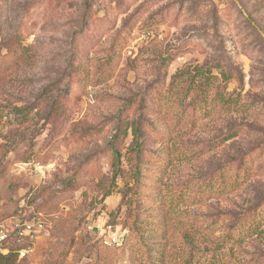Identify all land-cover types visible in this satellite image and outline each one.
I'll use <instances>...</instances> for the list:
<instances>
[{
	"label": "rangeland",
	"instance_id": "1",
	"mask_svg": "<svg viewBox=\"0 0 264 264\" xmlns=\"http://www.w3.org/2000/svg\"><path fill=\"white\" fill-rule=\"evenodd\" d=\"M196 67L241 109L180 101ZM21 236L16 264H264V0H0V249Z\"/></svg>",
	"mask_w": 264,
	"mask_h": 264
},
{
	"label": "trees",
	"instance_id": "2",
	"mask_svg": "<svg viewBox=\"0 0 264 264\" xmlns=\"http://www.w3.org/2000/svg\"><path fill=\"white\" fill-rule=\"evenodd\" d=\"M234 78V74L230 72L221 71V76L219 74H215L211 68L204 69L201 67H196L194 71L182 70L178 71L175 75H173L171 83H170V91L173 89L179 90V85L183 82L187 83L186 90H182V96L180 101L185 97H189L195 95L194 98V109L198 110L200 113H210L211 110L216 109L217 106L221 105L229 112L240 110L243 104H241V93H237L236 91L229 92L227 88V84ZM26 108L19 109V111L24 112ZM132 129V135L134 137V142L136 144H140L138 138L141 135L139 128L137 127V121H127L126 124L120 123L117 128V132L114 134L111 140V148L113 152V183L116 182L117 178L121 176L123 173V168L121 165V152L118 149L119 142L129 136V130ZM238 135V130L231 131L227 135V140L232 139ZM238 183V180H233L230 185H234ZM220 187V186H219ZM219 187L217 190H219ZM111 191L109 190L105 197L110 195ZM262 222L258 220L255 215L252 223L250 224V228L253 233H257L258 228ZM28 236L24 238V236L20 237V243L8 248L7 252H3L0 249V264H16V261L20 255V251L23 247V241L28 242ZM30 243V240H29ZM124 246V243L123 245ZM121 246V247H122ZM222 250H201L197 249L198 254L194 257V254L191 253L189 257L182 264H219V261L222 259ZM161 254H157L153 256V258H148L141 264H161L162 257Z\"/></svg>",
	"mask_w": 264,
	"mask_h": 264
},
{
	"label": "built area",
	"instance_id": "3",
	"mask_svg": "<svg viewBox=\"0 0 264 264\" xmlns=\"http://www.w3.org/2000/svg\"><path fill=\"white\" fill-rule=\"evenodd\" d=\"M27 229L31 230L32 225L27 224ZM98 230H100V235L106 244L116 246H120L122 244V236L119 235L118 231L114 230V226L112 224H108L106 227L98 226ZM27 251V249H23L20 253L25 255Z\"/></svg>",
	"mask_w": 264,
	"mask_h": 264
}]
</instances>
